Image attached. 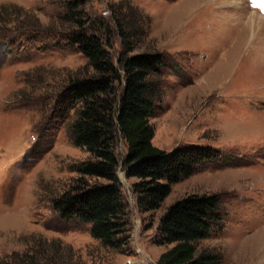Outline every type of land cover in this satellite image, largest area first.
<instances>
[{
	"label": "rangeland",
	"instance_id": "rangeland-1",
	"mask_svg": "<svg viewBox=\"0 0 264 264\" xmlns=\"http://www.w3.org/2000/svg\"><path fill=\"white\" fill-rule=\"evenodd\" d=\"M79 1L68 9L67 0H0V264H156L168 246L155 241L159 218L191 192L221 197L222 224L197 239L196 250L213 248L221 264H264V0ZM127 4L136 8L131 15ZM117 6L141 26L148 19L126 54H162L151 142L165 150L218 149L151 211L138 208L134 177L118 164L130 217L122 249L101 244L86 221L63 219L51 207L75 175L72 163L88 155L68 135L72 109L56 116L67 76L87 68L65 33L73 26L68 13L114 28ZM111 42L115 59L117 36ZM124 149L118 136V157Z\"/></svg>",
	"mask_w": 264,
	"mask_h": 264
},
{
	"label": "trees",
	"instance_id": "trees-1",
	"mask_svg": "<svg viewBox=\"0 0 264 264\" xmlns=\"http://www.w3.org/2000/svg\"><path fill=\"white\" fill-rule=\"evenodd\" d=\"M73 1L67 0L68 9L80 2ZM126 7L130 15L136 9L130 4ZM68 14L73 26L65 33L85 57L87 68L67 76L57 96L56 116L63 118L72 109L68 135L88 155L72 163L75 175L51 198V207L63 219L86 221L90 235L101 244L122 249L129 242L130 217L116 174L118 164L126 177H134L130 186L138 208L151 211L160 205L172 183L214 159L218 149L182 144L165 150L151 142L149 117L161 94L162 54L157 50L126 54L135 45L134 36L144 32L146 17L138 14L143 19L141 26L117 6L111 12V28L101 20L88 22L75 11ZM114 36L120 47L112 59L108 48ZM118 136L125 142L121 157L115 150ZM220 201L219 192H191L171 202L156 226V243L168 244L159 252L156 264H221L216 250H196L195 245L213 227L220 228Z\"/></svg>",
	"mask_w": 264,
	"mask_h": 264
},
{
	"label": "built area",
	"instance_id": "built-area-1",
	"mask_svg": "<svg viewBox=\"0 0 264 264\" xmlns=\"http://www.w3.org/2000/svg\"><path fill=\"white\" fill-rule=\"evenodd\" d=\"M129 262H130V260L128 259V260L125 262V264H129Z\"/></svg>",
	"mask_w": 264,
	"mask_h": 264
},
{
	"label": "snow or ice",
	"instance_id": "snow-or-ice-1",
	"mask_svg": "<svg viewBox=\"0 0 264 264\" xmlns=\"http://www.w3.org/2000/svg\"><path fill=\"white\" fill-rule=\"evenodd\" d=\"M261 11H264V8H261Z\"/></svg>",
	"mask_w": 264,
	"mask_h": 264
}]
</instances>
